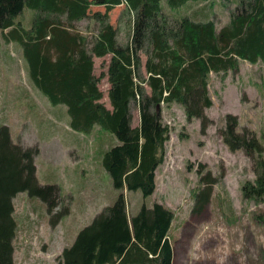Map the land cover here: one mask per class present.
<instances>
[{
    "label": "trees",
    "instance_id": "trees-1",
    "mask_svg": "<svg viewBox=\"0 0 264 264\" xmlns=\"http://www.w3.org/2000/svg\"><path fill=\"white\" fill-rule=\"evenodd\" d=\"M234 1L229 22L217 32L211 18L189 10V4L208 0H0V35L20 49L32 85L49 103L65 107L72 131L88 135L99 128L116 140L100 158L116 198L78 231L56 264H173V211L153 202L130 216L124 196L138 190L146 198L155 190V171L169 138L161 107L180 105L187 119L200 121L203 132L210 122L204 110L212 106L209 74L235 71L238 59L264 62V0ZM116 7L123 8L126 21L124 42L109 21ZM84 19L93 25L81 32L75 26ZM105 57V71L96 75L95 60ZM103 78L109 108L98 88ZM237 124L234 116L225 117L222 141L231 151L254 155V179L243 183L241 193L264 203V145L253 133L237 132ZM37 153L13 143L9 128L0 124V264H15L12 198L22 192L36 197L49 213L57 206L56 186L36 179ZM208 191L193 193L198 207ZM67 213L62 208L54 219ZM254 218L264 224V213Z\"/></svg>",
    "mask_w": 264,
    "mask_h": 264
},
{
    "label": "rangeland",
    "instance_id": "rangeland-1",
    "mask_svg": "<svg viewBox=\"0 0 264 264\" xmlns=\"http://www.w3.org/2000/svg\"><path fill=\"white\" fill-rule=\"evenodd\" d=\"M189 5L191 12L211 18L218 32L229 22L236 4L208 0ZM97 9L103 12L99 7L92 11ZM122 10L116 7L109 13L120 42L127 37ZM22 16L27 25L28 12ZM87 25L93 23L84 19L75 27L85 32ZM108 58L95 60L96 75L105 71ZM108 87L106 78L101 79L98 88L107 108ZM207 88L212 106L204 110L210 122L203 132L200 121L187 119L180 105L161 107L169 138L163 163L155 171V190L146 198L138 190L126 192V210L133 216L142 204L158 202L173 211L169 231L173 264H264V224L254 218L264 213V203L245 200L241 193L243 183L254 179V155L229 150L221 138L224 119L231 115L237 120V132L253 133L264 145V62L238 59L235 71L210 73ZM130 112L131 125L136 126L137 107L132 104ZM68 119L64 106L49 103L28 80L20 49L0 35V124L9 128L13 143L37 148L36 179L58 190L51 213L26 193L12 198L15 264H56L78 231L116 198L100 162L103 151L116 140L99 128L88 135L74 132ZM206 188L208 199L198 207L193 193ZM62 208L68 209L67 215L54 219Z\"/></svg>",
    "mask_w": 264,
    "mask_h": 264
}]
</instances>
